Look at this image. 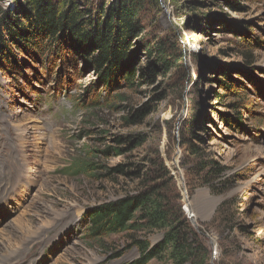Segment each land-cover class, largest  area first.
Returning <instances> with one entry per match:
<instances>
[{
    "label": "rangeland",
    "instance_id": "1",
    "mask_svg": "<svg viewBox=\"0 0 264 264\" xmlns=\"http://www.w3.org/2000/svg\"><path fill=\"white\" fill-rule=\"evenodd\" d=\"M206 2L150 1L143 37L129 52L133 85L120 78L104 86L82 57L56 56L50 45L42 58L19 51L17 69L0 68V245L11 247L13 264L134 263L141 258L134 239L153 247L163 233L94 241L88 217L151 186L200 234L206 264H264V0ZM162 41L182 60L146 83L140 73L156 58L149 49ZM223 71L235 82L230 92L219 84ZM138 111L146 116L132 123ZM127 137L143 141L130 148L116 141ZM203 160L224 168L214 180L227 184L223 194L192 174ZM119 166L123 173L110 172ZM19 217L27 240L12 231Z\"/></svg>",
    "mask_w": 264,
    "mask_h": 264
},
{
    "label": "trees",
    "instance_id": "2",
    "mask_svg": "<svg viewBox=\"0 0 264 264\" xmlns=\"http://www.w3.org/2000/svg\"><path fill=\"white\" fill-rule=\"evenodd\" d=\"M150 1L9 0L6 6L0 0V68L10 64L17 69L20 52L29 53L35 59L42 58L48 51L46 47L50 45L56 56L67 55L72 61L78 56L82 57L100 73L104 86H119L120 78L126 84L133 85L135 69H131L130 60L135 53H131L130 58L129 52L133 44L143 37L141 16ZM106 3L111 4L106 8ZM232 6L237 7V3L232 2ZM149 50L156 58L153 65L140 73L146 83L154 82L155 70H161L167 75L182 60V56L178 58L171 42H159ZM181 69L179 67L177 70ZM228 72L223 71L226 80L219 81V84L230 92L235 82ZM144 115L146 112H136L131 118L132 123ZM226 122H229V118H226ZM191 127H194L192 121ZM192 136L199 140L196 133H192ZM187 139L183 141L184 145L190 146L193 155H199L200 148L193 144V140ZM116 141L118 144L126 143L130 148L139 146L143 140L127 137ZM108 150L115 153L122 151L119 148ZM108 150L103 153L108 154ZM79 165L83 168L82 164ZM191 170L192 174L199 176L201 185L208 187L213 194H223L227 189L226 183L214 182L224 171L214 161L203 160ZM113 171L123 173L124 167L119 166L110 172ZM228 204H222L219 216L223 213L226 215ZM86 230L88 237L94 241L122 233L146 236L155 232L163 233L162 240L153 247L146 240L134 239L133 246L140 250L141 258L132 264H149L156 259L171 264H206V254L209 255L200 234L194 230L181 208L171 206L156 186L96 207L88 217Z\"/></svg>",
    "mask_w": 264,
    "mask_h": 264
},
{
    "label": "bare ground",
    "instance_id": "3",
    "mask_svg": "<svg viewBox=\"0 0 264 264\" xmlns=\"http://www.w3.org/2000/svg\"><path fill=\"white\" fill-rule=\"evenodd\" d=\"M24 136V135H23ZM23 138V137H22ZM21 138V139H22ZM19 139V138H18ZM20 142V141H19ZM18 146V145H17ZM21 157V156H20ZM13 158V157H12ZM23 159V158H22ZM20 160V159H19ZM15 164V163H14ZM22 165V164H21ZM20 165V167H22ZM28 165V164H27ZM13 167V166H12ZM15 167V166H14ZM23 170H24V172L26 173V171L28 170V167L27 166H25L24 165V168H23ZM5 171L6 170H4L3 169V173H5ZM17 173V172H16ZM13 174V173H12ZM18 174V173H17ZM5 175V174H4ZM8 175V174H7ZM28 176V175H27ZM12 177V176H11ZM26 177V176H25ZM24 177V178H25ZM29 177V176H28ZM16 179V178H15ZM19 180H21V179H19ZM8 185V184H7ZM7 187V186H6ZM9 187V186H8ZM9 189V188H8ZM40 210V209H39ZM38 211V210H37ZM23 219H20V217H19V219L16 221L17 222V226L15 227V228H13L12 229V231L14 230H17V231H21L20 232V237H21V241H22V239L23 240H25L26 239V237H25V233H27L26 232V226H25V223L24 222H26V221H24ZM27 224V223H26ZM29 224V223H28ZM31 225V224H30ZM9 226V225H8ZM31 228V227H30ZM9 230V229H8ZM1 234V233H0ZM7 234H9V233H7ZM16 234V233H15ZM6 235V234H5ZM17 235V234H16ZM27 236V235H26ZM19 236L17 237V236H15V237H13L14 238V240H16L17 241V239H19L20 238ZM28 239V238H27ZM26 239V240H27ZM1 240V239H0ZM1 242V241H0ZM2 244V243H1ZM19 244V243H18ZM17 246V245H16ZM10 250H11V247L10 246H6V245H4V243H3V245H0V264H13L14 263V260H13V258L12 259H10L9 257L12 255L11 254V252H10Z\"/></svg>",
    "mask_w": 264,
    "mask_h": 264
},
{
    "label": "built area",
    "instance_id": "4",
    "mask_svg": "<svg viewBox=\"0 0 264 264\" xmlns=\"http://www.w3.org/2000/svg\"><path fill=\"white\" fill-rule=\"evenodd\" d=\"M189 218H191V217H189Z\"/></svg>",
    "mask_w": 264,
    "mask_h": 264
}]
</instances>
